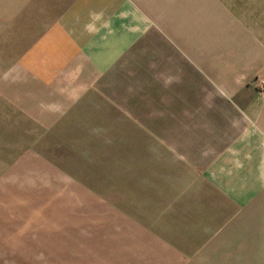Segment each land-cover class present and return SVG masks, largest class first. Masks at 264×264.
Returning <instances> with one entry per match:
<instances>
[{
  "label": "crops",
  "instance_id": "0c3cea01",
  "mask_svg": "<svg viewBox=\"0 0 264 264\" xmlns=\"http://www.w3.org/2000/svg\"><path fill=\"white\" fill-rule=\"evenodd\" d=\"M188 19L0 0V259L264 264V95L210 89Z\"/></svg>",
  "mask_w": 264,
  "mask_h": 264
},
{
  "label": "rangeland",
  "instance_id": "374dc122",
  "mask_svg": "<svg viewBox=\"0 0 264 264\" xmlns=\"http://www.w3.org/2000/svg\"><path fill=\"white\" fill-rule=\"evenodd\" d=\"M139 2L149 10L169 9L171 4H177L179 11H187L193 29L194 57L203 62L204 66L199 68L209 75L210 89H248L259 96L264 95V0ZM162 20L164 25L169 26L171 18L163 17ZM203 42L204 46L208 43L204 54L201 51ZM195 69H198L197 66ZM259 99L264 101L262 97ZM5 164L8 163L0 162V169ZM9 180L0 178V214L8 213L11 207L17 208L23 201L19 195L10 193ZM13 260L17 261L2 258L0 264H10ZM241 264H249V257L243 256Z\"/></svg>",
  "mask_w": 264,
  "mask_h": 264
},
{
  "label": "clouds",
  "instance_id": "9594fccd",
  "mask_svg": "<svg viewBox=\"0 0 264 264\" xmlns=\"http://www.w3.org/2000/svg\"><path fill=\"white\" fill-rule=\"evenodd\" d=\"M169 83L171 82V80L168 81Z\"/></svg>",
  "mask_w": 264,
  "mask_h": 264
}]
</instances>
